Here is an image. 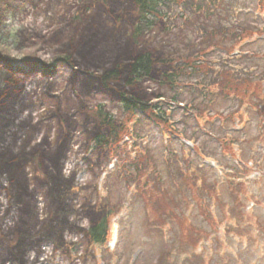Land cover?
<instances>
[{
	"label": "rangeland",
	"instance_id": "1",
	"mask_svg": "<svg viewBox=\"0 0 264 264\" xmlns=\"http://www.w3.org/2000/svg\"><path fill=\"white\" fill-rule=\"evenodd\" d=\"M243 7L257 16L255 0H235V10ZM179 12L173 9L151 31L134 37L133 0H0V53L15 60L0 62V253L5 264H264V108L247 113L242 107V120L236 115L231 122L226 118L238 103L228 100L207 109L220 117L203 130L204 121L199 127L187 122L197 142L179 140L173 151L179 152V143L196 161L185 166L189 159L179 154L177 167L199 165L204 170L202 177L195 175L197 185L206 176L205 189L213 195L206 201L209 211L187 194L180 196L171 220L136 188L151 179V168L139 182L122 180L115 168L122 151L133 157L147 150L138 140L133 147L123 137L116 157L93 143L107 135L96 111L117 117L121 94L141 102L165 96L163 75L171 64L186 52L207 49L196 33L201 15L181 18ZM245 14V26L252 28L255 23ZM246 43L245 53L256 57L248 63L255 68L244 85L255 82L264 97V35ZM146 53L152 60L148 80L127 85L130 64ZM63 57L69 64L59 60ZM55 59L43 73L41 67ZM116 68L119 78L103 84L102 75ZM137 128L148 136L141 143L155 151L160 175L174 178L176 168L158 130ZM233 136L240 138L241 149L222 143ZM170 190L168 195L175 194ZM200 194L207 193L201 189ZM109 208L117 212L109 238L92 244L87 231ZM208 212L207 221L203 214ZM182 214L189 231L179 226Z\"/></svg>",
	"mask_w": 264,
	"mask_h": 264
},
{
	"label": "trees",
	"instance_id": "2",
	"mask_svg": "<svg viewBox=\"0 0 264 264\" xmlns=\"http://www.w3.org/2000/svg\"><path fill=\"white\" fill-rule=\"evenodd\" d=\"M134 11L136 15V24L133 27V36L138 37L152 30L155 24L165 18L170 17L169 14L173 9H178L179 16L182 18L188 14L201 15L202 22L196 28V33L205 40L207 49L202 48L199 51H189L171 64V71L163 75V84L167 87L165 96L158 97L152 102H141L134 97L121 94L118 101V115L115 118L112 114H105L101 109L96 111V121L99 126L106 129V136H96L93 140L95 146L104 150L110 151L116 157V153L123 137H127L133 141V147L138 145L147 150L135 156H131L130 152L122 151L117 157L118 162L115 163V168L122 180L127 181L139 180L143 178V173L148 168H151V179L143 181L140 185L137 183L136 188L141 189L147 196L150 205L155 206L162 211L163 217L173 219L177 209L181 205L180 196L186 194L192 200H197L203 203V209L209 211L208 204L213 192H210L209 187L206 188L203 178L200 185L195 175L201 174L199 165L196 168L194 165L182 171L177 167L179 154L181 157L189 159L185 166H189L190 162L195 163L196 155L187 157L183 145L178 144L179 152L173 151L176 143L179 140L190 141L196 140L193 135H190V127L187 122L194 121L199 124L203 130L212 119H219L220 115H211L207 109H213L219 102L237 101L238 107L229 117L231 122L234 121V116H238L242 120L240 109H253L257 113L264 108V97L260 96L259 87L255 86V82L248 83L250 72L254 71L255 67L250 66L251 59H254V54H246L244 47L251 38L264 35V17L260 19L264 10V0H255L254 11L256 17H252L250 10L245 7L241 11L235 10V0H133ZM249 16L255 25L251 27L245 26L243 19ZM234 18V22H230L229 18ZM262 24L257 26V22ZM63 63L69 64V58H59ZM52 61L51 66H42L41 71L47 74L50 72V67H53L56 61ZM15 60L6 57L0 53V62L11 64ZM25 61V60H24ZM243 65L241 70L236 67ZM245 66V68H244ZM152 60L150 54L146 53L136 57L129 66V77L127 85H133L141 80H148L151 72ZM252 69V70H251ZM119 78V69L106 72L100 78L103 84L114 82ZM256 99V101H255ZM203 110V111H202ZM248 113V112H247ZM225 119V120H226ZM240 122V121H239ZM214 123V121L212 122ZM211 123V124H212ZM147 125L158 130L161 135V147L168 152V159L173 160L171 166L175 167V177H164L160 175L157 167L156 155L150 151L146 144L141 143L148 137L142 135V129L137 128ZM240 138L233 136L227 142L222 140V143L237 144L241 149ZM197 142V140H196ZM195 142V143H196ZM192 143V144H195ZM228 144V145H231ZM123 146H126L123 144ZM140 149V147H139ZM154 149V148H153ZM114 151V152H112ZM234 155V154H232ZM241 157L244 154L241 152ZM180 158V157H179ZM169 163V161H166ZM203 172V171H202ZM202 177V175L200 176ZM169 183L170 187L166 188ZM173 188L175 194L168 195L167 191ZM206 191V195H201L200 192ZM203 189H205L203 191ZM117 212L109 208L107 214L91 229L87 231L89 241L95 245H103L108 240L110 235L111 220ZM205 219H210L209 212L203 214ZM182 224L186 230L191 228L188 226L183 214L181 215Z\"/></svg>",
	"mask_w": 264,
	"mask_h": 264
},
{
	"label": "bare ground",
	"instance_id": "3",
	"mask_svg": "<svg viewBox=\"0 0 264 264\" xmlns=\"http://www.w3.org/2000/svg\"><path fill=\"white\" fill-rule=\"evenodd\" d=\"M94 46H95V45L92 46V43H91V47H92V49H94V48H93ZM5 214H8V212H6ZM5 257H6V256H5V253L1 252V253H0V264H5V263H4Z\"/></svg>",
	"mask_w": 264,
	"mask_h": 264
}]
</instances>
